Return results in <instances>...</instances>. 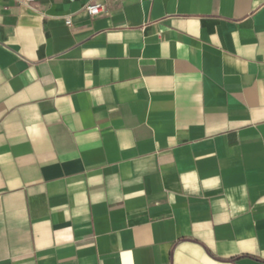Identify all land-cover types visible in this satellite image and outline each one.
Instances as JSON below:
<instances>
[{"label":"crops","instance_id":"1","mask_svg":"<svg viewBox=\"0 0 264 264\" xmlns=\"http://www.w3.org/2000/svg\"><path fill=\"white\" fill-rule=\"evenodd\" d=\"M0 264H264V0H0Z\"/></svg>","mask_w":264,"mask_h":264},{"label":"built area","instance_id":"2","mask_svg":"<svg viewBox=\"0 0 264 264\" xmlns=\"http://www.w3.org/2000/svg\"><path fill=\"white\" fill-rule=\"evenodd\" d=\"M141 1H151V0H141ZM84 9L91 16L96 15L104 11V7L101 3L95 1H89L84 5ZM66 23L70 24V19H66Z\"/></svg>","mask_w":264,"mask_h":264}]
</instances>
